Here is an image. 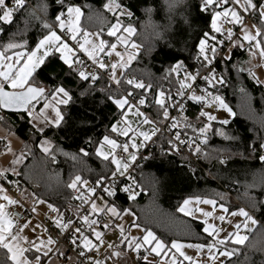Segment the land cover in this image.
Returning a JSON list of instances; mask_svg holds the SVG:
<instances>
[{
    "label": "snow or ice",
    "instance_id": "snow-or-ice-1",
    "mask_svg": "<svg viewBox=\"0 0 264 264\" xmlns=\"http://www.w3.org/2000/svg\"><path fill=\"white\" fill-rule=\"evenodd\" d=\"M55 3L59 10L49 19L46 0L39 4V15L27 0H0V26L17 25L8 42L0 43V121L10 110L28 125L18 154L11 141L3 145L2 155L12 159L0 169V264H116L113 258L125 251L135 254L137 264H234L239 246L249 241L244 233L257 225L258 215L264 216V142L261 168L253 173L260 179L245 185V205L220 191L182 195L167 214L171 224L182 226L177 231L158 235L116 196L126 193L135 203L145 190L148 167L160 173L149 174L153 198L162 188L190 186L185 165H193V156L207 160L216 178L232 179L227 173L239 141L229 139L234 134L224 127L236 115L226 88L240 92L251 117L255 110L247 89L241 91L240 82L230 79L227 65L233 70L238 65L239 74L255 73L252 59L258 56L264 66V0H196L202 27L195 42L185 58L172 55L159 76L130 71L147 50L136 42L132 13L121 3L107 0L102 11L74 0ZM184 4L165 0L170 15L161 35L174 27L183 32L181 23L191 28L189 16L177 11ZM103 13H111V19ZM174 14L180 16L175 25ZM82 17L103 26L89 31ZM4 32L0 27V37ZM30 32L36 35L28 39ZM235 50H246L248 60L233 63ZM187 101L198 107L190 111ZM92 108L106 111L97 117ZM217 108L225 118L213 114ZM96 120L107 121L101 133L94 132ZM61 132L70 135V142L62 143ZM212 136L228 142L224 151L208 147ZM89 159L99 160L98 171L88 167ZM63 162H70L66 178ZM13 186L19 198L4 194ZM10 206L19 211L11 212ZM243 264H251L250 258L245 256Z\"/></svg>",
    "mask_w": 264,
    "mask_h": 264
},
{
    "label": "trees",
    "instance_id": "trees-1",
    "mask_svg": "<svg viewBox=\"0 0 264 264\" xmlns=\"http://www.w3.org/2000/svg\"><path fill=\"white\" fill-rule=\"evenodd\" d=\"M40 2L41 0H34V7L29 6V8L35 10L38 15L40 14ZM46 2L49 5L48 17L51 19L59 9L55 0H46ZM74 2L88 5L94 9L102 11V5L107 2V0H74ZM116 2L121 3L124 8L132 13L131 22L137 29L135 40L147 50L145 55L140 57L139 61H133L130 66V71L137 75L144 72L159 76L161 66H166L170 62L172 55H176L177 58L180 59L185 58L188 54V47L190 48L195 42L194 38L198 35L199 30L202 27V22L198 15L199 10L196 6V0H185L184 5H177V11L182 10L189 16V19L191 20V28L181 23L180 27L184 29L183 32H180L178 28L174 27L163 35L160 33L163 26L168 23L170 15L165 5V0H116ZM83 11L86 17L88 8L85 7ZM23 15L24 13L21 12L15 19L19 21ZM103 15L108 20L112 17L111 13H103ZM85 17H82V21L89 30H97V28L103 26L100 20L88 21ZM172 19L175 25V23L180 20V16L174 14ZM0 27H5V32L3 36L0 37V43H4L8 42L10 34L16 30L17 25L14 23L11 27ZM20 27H23V25L21 24ZM35 35V32H30L26 38L31 39ZM247 57L245 50H235L231 56V60L235 63L242 59H246ZM232 68L233 65H227V70L231 72L230 79H236L240 82L238 87L241 91L247 89L248 95L252 97V108L255 110L254 115L251 117L248 111L242 106L240 92H237L236 89L232 87L226 88L224 95L227 98V103L232 107L236 115L233 116L228 121V125L224 127L234 134L229 137V139H237L239 141V151L233 149V156L230 157V159L234 158L235 162L229 165L230 171L227 173L232 179L224 180L216 178L214 175L216 169L212 167L207 160L202 159L203 165L209 173L201 167L193 168L185 165L188 169V175L191 176L190 186L185 182L178 183L168 188H162L158 192V195L153 198L151 176L149 174L160 175V173L157 172L156 168L148 167L144 168V176L142 179L145 190L137 197L135 203L128 201L126 196L121 192L117 193V203L124 207L131 205L137 216L149 223L158 235L167 234L169 231H177L182 227L179 224H171L167 219V214L174 211L173 206L176 205L178 199L182 195L206 194L212 196L215 191L226 192L234 204L244 206L246 203L245 185L259 182V175H253V173H258L261 168V162L259 161V145L264 142V125L260 123V118L264 117V108L261 106V85L263 84L252 80L246 71L243 74H239V71L236 70L238 65L235 66L234 70ZM145 82H147V79ZM89 111H95L96 116L99 117L100 111L106 110L101 109L100 111H97L95 108H92ZM2 114L5 115L6 118L3 121H0V124L16 132L24 139V141H26L28 133L27 122L21 120L12 112L4 111ZM106 122V120L94 121L96 125L94 132L101 133L103 131L104 123ZM215 126L219 127L218 124ZM89 134L93 133L90 132ZM59 135L62 143L66 144L70 142V135H65L63 132L59 133ZM252 144L254 145V149H251ZM226 146H228V142L215 136L211 137L208 145L209 148H216L221 151H224ZM37 155L39 156L40 154L37 153ZM165 160H167V158H165ZM156 162L160 163L159 160ZM29 163H33V160H29ZM87 165L97 171L100 168V162L96 159H89ZM69 167L70 162H63L60 165V170L64 173L65 178ZM175 167H180L178 160ZM38 170L39 165L37 164V171ZM85 175L89 176L90 179L92 178L87 172H85ZM135 175L138 180H141L139 171H137ZM165 175H167V173H165ZM21 182H23L25 187H28L24 181ZM227 189H230L235 197L232 196ZM256 218L258 223L248 234L249 241H251V244L254 245V247L250 246L249 241H246L245 245L239 246L241 248V254L239 257L232 258L234 264H243L245 256L250 258L251 264H264V260H262V257H264V216L258 215ZM0 259H3L2 253H0Z\"/></svg>",
    "mask_w": 264,
    "mask_h": 264
},
{
    "label": "crops",
    "instance_id": "crops-1",
    "mask_svg": "<svg viewBox=\"0 0 264 264\" xmlns=\"http://www.w3.org/2000/svg\"><path fill=\"white\" fill-rule=\"evenodd\" d=\"M0 138H3L2 140H0V169H3L9 166V162L12 159L11 154H7L6 156L2 155V153H5V148L3 147V145L6 144L8 141H11L13 150L16 151L18 154L23 147L22 141H24V139L21 138L16 132L10 130L2 124H0ZM4 194L8 195L7 193ZM8 210H10V207ZM117 264H137V261H133L132 259L128 260V258L124 255L122 258L119 259V263Z\"/></svg>",
    "mask_w": 264,
    "mask_h": 264
},
{
    "label": "rangeland",
    "instance_id": "rangeland-1",
    "mask_svg": "<svg viewBox=\"0 0 264 264\" xmlns=\"http://www.w3.org/2000/svg\"><path fill=\"white\" fill-rule=\"evenodd\" d=\"M9 6H10V4H9ZM248 22V21H247ZM89 31H96V30H89ZM246 51V50H245ZM246 54H247V51H246ZM247 56H248V54H247ZM248 60V57L246 58V59H242L241 61H247ZM261 64H262V62H260L259 61V58H258V56L256 57V58H253L252 59V70L255 72V73H253V72H249L247 69H245V71H246V73L248 74V76L252 79V80H254L255 82H257L256 81V76L257 77H259L261 80H264V66H261ZM258 83H262L263 85H264V81H259ZM233 110V109H232ZM217 113H219L220 114V116H219V118L220 119H223V118H225V116H226V113H223V110H221V109H218L217 111H215V112H213V114H217ZM233 117V116H232ZM232 117H228V121L232 118ZM66 211V210H65ZM66 215L67 216H71L70 215V212H67L66 211ZM254 229V227L251 229V230H253ZM108 239L109 240H114L115 238L111 235V234H109L108 235ZM127 258H128V260H130V259H132L133 261H137L136 260V257H135V254H133V253H130V252H127V251H125V254H124ZM123 255V256H124ZM123 256H121L120 258H122ZM101 258H103V249H102V256H101ZM120 258H113L114 260H115V262H116V264L117 263H119V259ZM108 264H113V261H108Z\"/></svg>",
    "mask_w": 264,
    "mask_h": 264
},
{
    "label": "built area",
    "instance_id": "built-area-1",
    "mask_svg": "<svg viewBox=\"0 0 264 264\" xmlns=\"http://www.w3.org/2000/svg\"><path fill=\"white\" fill-rule=\"evenodd\" d=\"M27 2H28V6H30V7H34V0H27ZM246 22H247V21H246ZM186 103L190 106V111H191V110H195V109L198 107V106L195 105V103L192 102V101H187ZM217 110H218V108H217V109H214L213 112H215V111H217ZM251 147H252L251 149H254V145H253V144H252ZM192 159H193V165H192L191 167H193V168H194V167H201V168H203L204 170H206V172H208V170L206 169V167L203 165L202 159L197 160L195 156H193ZM21 186L24 187V184H23L22 182H21ZM137 190H138V189H137ZM227 190H228V192H229L232 196H234L233 193H232V191H231L230 189H227ZM6 193H7L9 196H11L12 198H19L20 195H21L20 191H18L14 186L11 187V188H8V190H7ZM121 193H122V192H121ZM123 194H125V196H127L126 193H123ZM234 197H235V196H234ZM10 211L13 212V213H15V212H18L19 209H18L17 207H15V206H10ZM70 215H71V217H72V216H73V213L70 212ZM245 233L248 234L249 232H245Z\"/></svg>",
    "mask_w": 264,
    "mask_h": 264
},
{
    "label": "bare ground",
    "instance_id": "bare-ground-1",
    "mask_svg": "<svg viewBox=\"0 0 264 264\" xmlns=\"http://www.w3.org/2000/svg\"><path fill=\"white\" fill-rule=\"evenodd\" d=\"M208 173H209V171H208ZM22 183H23V182H22ZM24 187H25V186H24ZM122 194H123V193H122ZM123 195L125 196V194H123ZM126 198H127V196H126ZM245 234H246V233H245ZM248 234H249V233H248ZM248 234H247V235H248Z\"/></svg>",
    "mask_w": 264,
    "mask_h": 264
},
{
    "label": "water",
    "instance_id": "water-1",
    "mask_svg": "<svg viewBox=\"0 0 264 264\" xmlns=\"http://www.w3.org/2000/svg\"><path fill=\"white\" fill-rule=\"evenodd\" d=\"M5 112H11L10 110H4Z\"/></svg>",
    "mask_w": 264,
    "mask_h": 264
}]
</instances>
